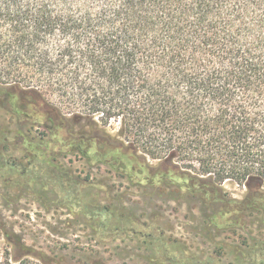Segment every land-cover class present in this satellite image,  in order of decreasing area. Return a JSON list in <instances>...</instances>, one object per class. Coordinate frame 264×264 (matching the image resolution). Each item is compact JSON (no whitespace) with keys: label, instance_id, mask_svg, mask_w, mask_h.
<instances>
[{"label":"trees","instance_id":"16d2710c","mask_svg":"<svg viewBox=\"0 0 264 264\" xmlns=\"http://www.w3.org/2000/svg\"><path fill=\"white\" fill-rule=\"evenodd\" d=\"M1 88L12 109L20 93L21 107L36 110L41 140L59 138L60 153L97 158L138 187L159 174L212 222H264V0H0ZM36 159L0 157V178L51 186L93 218L102 241L128 231L156 242L165 263L224 264L170 254L153 227L124 228L90 202L94 185L66 183ZM146 171L147 183L136 179ZM226 181L246 188L241 199ZM7 239L1 264H61ZM237 260L264 264V238Z\"/></svg>","mask_w":264,"mask_h":264},{"label":"rangeland","instance_id":"374dc122","mask_svg":"<svg viewBox=\"0 0 264 264\" xmlns=\"http://www.w3.org/2000/svg\"><path fill=\"white\" fill-rule=\"evenodd\" d=\"M21 96L12 94V109L5 95H0V157L27 167L39 162L38 157L45 161V172L59 175L66 183L94 185L90 202L108 205L117 224L120 222L124 228L153 227L169 253L188 262L215 255L224 264H238L241 253H248L263 240L264 222L251 217L241 223L221 217L212 222L203 214L200 203L180 198L184 189L180 192L177 186L160 184L159 174L153 176L154 186L149 183L138 187L128 176L119 177L106 164L96 165L97 158L90 163L85 158L60 153L62 141L57 138L49 146L41 140L43 127L29 117V112H33L37 118V112L22 108ZM118 126L117 122L111 124L114 131ZM47 153H51V158ZM150 177L146 171L136 179L147 183ZM27 181L0 178V264L6 253L12 252L7 239L10 237H18L28 247L57 257L61 264H170L158 257L156 242L140 239L132 232L127 231L113 242L102 241L91 216L67 207L48 184L50 189L45 191L46 183L33 188ZM224 186L233 198L241 199L246 192L234 181H226Z\"/></svg>","mask_w":264,"mask_h":264}]
</instances>
